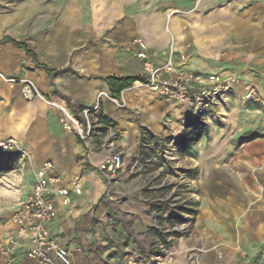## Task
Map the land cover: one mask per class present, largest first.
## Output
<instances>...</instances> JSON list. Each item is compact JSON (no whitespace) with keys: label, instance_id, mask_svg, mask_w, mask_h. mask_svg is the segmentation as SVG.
<instances>
[{"label":"crops","instance_id":"1","mask_svg":"<svg viewBox=\"0 0 264 264\" xmlns=\"http://www.w3.org/2000/svg\"><path fill=\"white\" fill-rule=\"evenodd\" d=\"M93 4L105 8L99 15L104 27L98 39H103L64 63L49 65L32 48L0 42V73L31 80L46 99L27 101L19 84L0 79V137L18 141L34 172L47 161L57 164L59 186L70 188L71 202L54 196L56 216L49 237L70 251L73 264H156L157 237L150 228L156 219L150 198L156 187L149 178L153 160L136 155L150 143L143 131L169 132L177 105L135 85L116 97L108 79L140 77L146 58L170 48L176 66L193 70L205 83L210 76L245 79L243 68L254 61L250 52L256 35L264 34V27L256 29V19L264 21V0H202L200 14L187 13L195 8L187 10V0ZM135 39L145 48L134 44ZM226 47L230 53H218ZM96 105L102 118L98 131L82 139L66 129L58 106L83 123L82 110ZM229 115L221 125L231 134H223L215 156L216 184L229 191L215 201L216 215L206 212L191 235L169 242V264H217L221 251L226 264H264V135L249 138L254 125L244 110ZM117 153L124 157L123 167L104 174L101 166ZM228 182L230 189L225 188ZM202 199L201 208L208 211L205 193ZM4 231L6 240L15 227L8 222ZM13 264L39 263L20 248Z\"/></svg>","mask_w":264,"mask_h":264},{"label":"rangeland","instance_id":"2","mask_svg":"<svg viewBox=\"0 0 264 264\" xmlns=\"http://www.w3.org/2000/svg\"><path fill=\"white\" fill-rule=\"evenodd\" d=\"M201 3L202 0H196V3L195 0H187V10L195 5V8L187 13L200 14ZM104 9L102 5L93 4V0H0V42H14L32 48L36 56L49 65L64 63L79 50L102 41L103 38L98 39V32L104 27V22L99 19V15ZM180 11L175 10L174 13H181ZM262 27L264 21L256 19V29H263ZM196 36L199 37V34ZM255 46V50L250 52L254 61L243 68L245 79L229 77L235 78L237 83L227 101L196 116L189 111L184 113L174 106L175 118L169 123V132L162 130L153 133L148 129L143 131L149 136L150 143L141 145L136 157L147 154L152 158L153 163H149L152 165L149 171L152 174L149 178L153 182L156 181V187L152 188L154 190L150 196L156 219L150 228L151 231L156 229L163 235L170 234L167 237L168 242L177 239L172 234L174 231L180 233L181 237L191 235L194 223L198 222L201 216H205L206 212L216 215L215 201L226 197L229 191L223 189L221 183L216 184L215 158L219 140L224 135L227 137L231 134L221 125L228 122L229 113L238 108L244 110L254 125V129L248 133L249 138L264 135L263 33L256 35ZM218 53L227 54L230 51L226 47ZM193 123L197 126L194 132H201L208 140L200 142L198 139L195 144L189 145L187 152L181 153L178 141L183 136L187 138V131H193ZM190 136L193 139L198 138L197 135ZM2 153L7 155L4 164L8 168L0 171V244L6 235L4 227L24 202L35 173L29 156L22 149ZM131 164L132 161L129 165ZM190 170H200V177H189L187 171ZM231 186L228 182L225 188L230 189ZM203 193L208 197L211 206L208 211L201 208ZM114 202L119 203V198ZM187 202H198L199 207L194 216L187 215ZM160 222H164L163 227ZM169 222L181 223L172 227ZM158 241L160 240L157 239L155 249L160 255ZM168 252L171 258L169 248Z\"/></svg>","mask_w":264,"mask_h":264},{"label":"built area","instance_id":"3","mask_svg":"<svg viewBox=\"0 0 264 264\" xmlns=\"http://www.w3.org/2000/svg\"><path fill=\"white\" fill-rule=\"evenodd\" d=\"M133 43L145 48L141 39H135ZM174 55V48H170L162 54L154 53L146 58L143 61V74L140 76L143 80L136 81L134 85L160 94L179 106L184 113L189 111L195 116L227 101L232 95L237 83L235 78L221 79L210 76L208 83H205L193 70L176 66ZM160 57L164 58V61L160 63L155 61V58ZM0 79L10 84H19L23 97L27 101L46 100L31 80L8 78L2 73H0ZM49 103L55 105L53 100ZM58 108L64 114L66 129H73L82 139L88 138L101 128L99 105L82 110L83 123L75 120L65 108L60 106ZM20 149L16 139L0 137L2 152ZM123 165L124 157L117 153L107 159L100 169L106 175L115 174ZM60 183L57 164L53 161L45 162L35 171L32 191L10 220L15 227V234L0 244V264H13L14 257L20 248H26L27 257L39 264H73L70 251L49 237V225L56 216L54 196L63 198L64 204L71 202L70 188L61 187ZM75 191L80 194L81 188L76 185ZM108 195L112 201H117L116 197L110 193ZM157 244L160 255L157 256L156 264H169L170 253L166 244L160 241ZM218 257L220 261L217 264H226L222 251L219 252Z\"/></svg>","mask_w":264,"mask_h":264},{"label":"trees","instance_id":"4","mask_svg":"<svg viewBox=\"0 0 264 264\" xmlns=\"http://www.w3.org/2000/svg\"><path fill=\"white\" fill-rule=\"evenodd\" d=\"M138 80H143V79H142V77H127V78H114V77H111V78L108 79V82H109V85H110L111 90L113 92V95L118 97V96H120L121 92L124 89L131 88L134 85V83L136 81H138ZM105 122H106V120H105ZM192 128H193V131L192 130L187 131V138L183 136L178 141V145L180 147L179 149H180L181 153L187 152V149H188L189 145L195 144L198 141V139L201 140V139H203L205 137V135L202 134L201 132H199L198 134L194 132L196 130V128H197L196 124H194ZM190 134L197 135L198 138L197 139H195V138L193 139L190 136ZM6 158H7V155L3 154L0 151V171L5 170V169L8 168L4 164L6 162V160H5ZM187 174L189 175V177H196L198 175V172H197V170H190V171H187ZM187 204H188V207H189V208L187 207V215L194 216L196 211H197V209H198V207H199L198 202H187ZM154 208L156 209V207H154ZM169 223L171 224L172 227H174L176 224H179L181 222H169ZM160 226L163 227L164 226V222H160ZM153 231H154V234L156 235L157 239H159L160 241L164 242L166 244L167 248H168L169 242H167V237L170 234L163 235L162 233L158 232V230H156V229H153ZM172 234H173V236L175 238L181 237L180 233H178L176 231H174ZM158 253L159 252H157L156 254L158 255Z\"/></svg>","mask_w":264,"mask_h":264},{"label":"bare ground","instance_id":"5","mask_svg":"<svg viewBox=\"0 0 264 264\" xmlns=\"http://www.w3.org/2000/svg\"><path fill=\"white\" fill-rule=\"evenodd\" d=\"M148 89V88H147ZM150 90V89H149ZM151 91V90H150Z\"/></svg>","mask_w":264,"mask_h":264}]
</instances>
